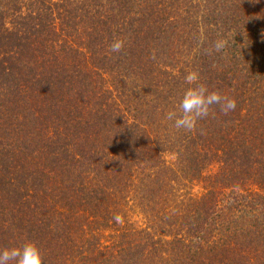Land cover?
I'll return each instance as SVG.
<instances>
[{
    "label": "trees",
    "instance_id": "obj_1",
    "mask_svg": "<svg viewBox=\"0 0 264 264\" xmlns=\"http://www.w3.org/2000/svg\"><path fill=\"white\" fill-rule=\"evenodd\" d=\"M189 70L237 101L192 133L164 118ZM25 240L45 264H264V0H0V248Z\"/></svg>",
    "mask_w": 264,
    "mask_h": 264
},
{
    "label": "clouds",
    "instance_id": "obj_2",
    "mask_svg": "<svg viewBox=\"0 0 264 264\" xmlns=\"http://www.w3.org/2000/svg\"><path fill=\"white\" fill-rule=\"evenodd\" d=\"M227 41L217 39L206 49L207 54L219 53L226 47ZM126 41L121 38L113 39L109 44L111 54H119L125 48ZM155 54L153 53V57ZM186 85L179 103L165 113L164 118L172 122L176 131L192 133L197 131L198 122L207 118L210 109L218 106L221 113L228 115L236 109L237 101L233 96L221 94L219 90H210L202 81L197 70H189L183 77ZM203 134V130H200ZM0 264H45L41 248L32 240H25L19 245L0 248Z\"/></svg>",
    "mask_w": 264,
    "mask_h": 264
}]
</instances>
